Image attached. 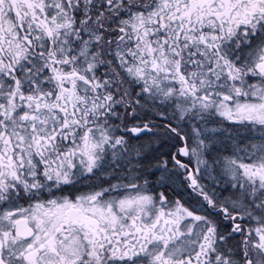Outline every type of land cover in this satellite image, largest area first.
<instances>
[{
  "label": "snow or ice",
  "instance_id": "snow-or-ice-1",
  "mask_svg": "<svg viewBox=\"0 0 264 264\" xmlns=\"http://www.w3.org/2000/svg\"><path fill=\"white\" fill-rule=\"evenodd\" d=\"M0 264H264V0H0Z\"/></svg>",
  "mask_w": 264,
  "mask_h": 264
}]
</instances>
